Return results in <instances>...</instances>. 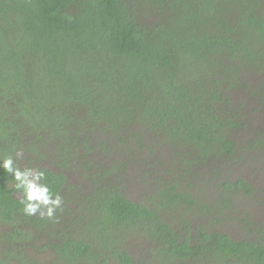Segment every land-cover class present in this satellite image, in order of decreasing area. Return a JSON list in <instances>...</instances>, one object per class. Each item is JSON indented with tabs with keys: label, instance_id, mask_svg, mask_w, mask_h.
<instances>
[{
	"label": "trees",
	"instance_id": "16d2710c",
	"mask_svg": "<svg viewBox=\"0 0 264 264\" xmlns=\"http://www.w3.org/2000/svg\"><path fill=\"white\" fill-rule=\"evenodd\" d=\"M142 12L154 17L145 23ZM255 86L264 101V0H0V164L11 156L20 169L26 154L44 157L60 172L32 170L53 199L75 187L74 172L100 188L102 172L127 182L161 153L189 173L231 159L234 98ZM95 153L104 164L119 156L96 168L84 161ZM25 199L0 167V264H141L117 242L139 235L151 263L264 264V236L235 240L191 222L179 234L166 212L197 201L175 184L151 205L98 189L81 231L61 219V206L52 218L43 206L26 214Z\"/></svg>",
	"mask_w": 264,
	"mask_h": 264
},
{
	"label": "rangeland",
	"instance_id": "374dc122",
	"mask_svg": "<svg viewBox=\"0 0 264 264\" xmlns=\"http://www.w3.org/2000/svg\"><path fill=\"white\" fill-rule=\"evenodd\" d=\"M150 14L141 13L145 23H148L149 18L154 17ZM257 82L258 78L252 84L255 85ZM256 86L255 90L244 89L236 95V105L240 111H244L242 115L245 116L240 119L238 128L228 131L230 139L238 146L236 156L231 159H217L215 166L212 165L215 161H211L212 163L209 161L206 164L191 167L193 178L186 175L181 179L179 190L189 194L191 199H195L197 206L194 209L182 206L172 213L166 212V219L179 234L187 232L184 222H191L196 225L201 224L209 231L229 233L237 240L257 239L264 236V101L261 99L262 92L256 89ZM249 131L251 134L246 139L244 134ZM166 151L168 150L165 149L164 152ZM90 156L85 155L84 161L93 167L97 168V165L103 162V157L91 158ZM166 157L167 154H159L158 161L161 167H156L157 176L162 171L172 173L175 170L178 174L189 173V170L186 171L188 165L186 161L178 160L177 163H173ZM67 177L69 186L75 185L78 191L76 196L82 197L89 193L91 186L88 182H84L81 171L79 174L70 173ZM170 178L168 175L161 176L160 181L157 182V188ZM240 180L249 184V191L241 190L242 187L237 186ZM113 184L123 187V193L133 201L148 204L154 196L153 187L142 183L140 178L136 180L133 175L127 182L119 180ZM232 186L237 188L233 189ZM117 242L139 263L158 264V262L151 263L147 257L145 258L146 246L149 244H146L148 241L144 237L122 236L121 239H117ZM29 252L36 253L45 260L52 255L48 249L41 253L36 249H30Z\"/></svg>",
	"mask_w": 264,
	"mask_h": 264
},
{
	"label": "flooded vegetation",
	"instance_id": "af4514ba",
	"mask_svg": "<svg viewBox=\"0 0 264 264\" xmlns=\"http://www.w3.org/2000/svg\"><path fill=\"white\" fill-rule=\"evenodd\" d=\"M235 92L236 91H232L231 93H235ZM0 101H1V99H0ZM234 101L237 102L236 97L234 98ZM236 107L239 108L238 106H236ZM243 113H244V111L242 112V111H240V109H237L234 112L233 117H236V119L239 122L240 119L245 117V116L242 115ZM240 128H242V125H240ZM250 134H251V131H249L246 134H244V137H246V139H248V136ZM156 148H157V152H160L158 147H156ZM47 153H48V156H49L50 155L49 151ZM94 156H97L98 158H102L103 157V155H94ZM94 156H90V157L93 158ZM155 157L156 156L151 157L150 159H148L146 161H143L141 163V166L143 167L141 175L137 174V173L131 174V175H133L136 178V180H138L140 178L142 183H147L149 187H153V191H154V196L153 197H155V194H158V192L160 190H162L164 188H170V184H173V185L175 184L179 188L181 179L185 178L186 175H188L189 177L193 178V176H192L193 173L184 172V173L178 174V173H176L175 170H173L172 173L162 171L157 176L156 167L160 166V165H159V161L158 160L156 162ZM106 158H107L106 164H104V163L100 164V166H99L100 168L102 166L105 167V165H106V168H107L108 164L113 160V154L112 153L107 154ZM38 160H39V157H36V155H33L32 153H30L29 155L26 154V159L23 160V162H20V164H21L20 169L22 171L28 170V169L32 170V169H35L36 165H38V167L35 169L36 173L39 171L40 168L51 169L54 172H60L57 167H53L50 164H48L44 157L41 158V163ZM216 162L217 161H215L213 163L211 162V163H212L213 166H215V165H217ZM147 172L149 173V175L146 176L145 173H147ZM121 175H123V173L122 174L114 173L113 170L111 171V174H108L107 176H106V172H102L101 175H100V179H101L102 182H105L106 187H105V185H99L100 188H98V186H91L90 189H89L90 190L89 193L87 195L82 196V197L81 196H76L78 191H76L75 187H73V188L70 187L69 188L71 190L70 192H68L67 188L65 187L62 190L63 195L64 194L65 195H64L63 198H61V204H60L61 210H62L61 213H60L61 214V219L65 220L66 224H70L69 221H72L71 224L74 225V227H75V225H79L78 229L80 231H81V224L82 225H86V227H88V223L91 220V214H92L91 209H89V213H88V209H87V198H88L89 194L94 192V191H96V190H98V189L106 191L107 189H111V188L118 189L120 192H123L124 191L123 187H120V186H117V185L114 186V184H113V182H115V176H119L120 177ZM163 175H168L171 178H170V180H165L164 182H162L160 187L157 188V182L160 181V178ZM119 180L120 181H124L123 178H120ZM128 180H129V178L127 179V181ZM235 188H237V187L235 186L233 189H235ZM241 190L249 191L250 190V186H248L247 188H242ZM124 196L126 197L125 194H124ZM133 202L142 203V204H146L147 205V203H145V202H137V201H133ZM148 204L151 205V201ZM185 207L189 208L187 205H185ZM86 214H89V216H86ZM198 225H199V227L204 228L205 231L210 232V233L220 232V231H209L206 227H203L201 224H198ZM192 228L195 229L196 228V224H193ZM92 230H93V234H94L95 230L94 229H92ZM74 233H76V229H74ZM221 233L227 234L231 238L235 239L229 233H226V232H221ZM193 235L194 234H192V236ZM235 240H237V239H235ZM48 241H51V239L46 237V242H48ZM28 252H29V250H28Z\"/></svg>",
	"mask_w": 264,
	"mask_h": 264
},
{
	"label": "clouds",
	"instance_id": "9594fccd",
	"mask_svg": "<svg viewBox=\"0 0 264 264\" xmlns=\"http://www.w3.org/2000/svg\"><path fill=\"white\" fill-rule=\"evenodd\" d=\"M0 167L4 171L14 177L16 181V188L25 194L26 199L23 201L25 208L24 211L28 215H34L43 206L46 208V213L41 212L43 217L45 214L47 217L52 218L54 215V210L60 207L61 198L59 195L52 198V193L47 186L41 185L40 180L44 179V174H35L33 170L28 169L21 171L16 167L14 160L11 156L3 159Z\"/></svg>",
	"mask_w": 264,
	"mask_h": 264
}]
</instances>
